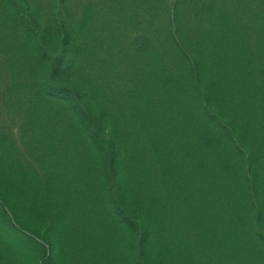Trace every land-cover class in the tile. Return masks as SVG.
<instances>
[{
    "label": "trees",
    "instance_id": "obj_1",
    "mask_svg": "<svg viewBox=\"0 0 264 264\" xmlns=\"http://www.w3.org/2000/svg\"><path fill=\"white\" fill-rule=\"evenodd\" d=\"M0 264H264V0H0Z\"/></svg>",
    "mask_w": 264,
    "mask_h": 264
},
{
    "label": "rangeland",
    "instance_id": "obj_2",
    "mask_svg": "<svg viewBox=\"0 0 264 264\" xmlns=\"http://www.w3.org/2000/svg\"><path fill=\"white\" fill-rule=\"evenodd\" d=\"M125 18H127V17L125 16ZM141 19H142V18L139 17L138 20L141 21ZM123 20H124V19H123ZM123 20H122V21H123ZM122 21H121V22H122ZM121 22H120V23H121ZM127 24H128V22H126V21L123 23V25H127ZM152 25H160V20L158 19V15H155V16L153 15ZM119 28H120L121 30L124 29L121 25L119 26ZM142 32H144V30H143ZM117 33H118V32H117ZM118 34H119V33H118ZM109 39H110V41H109V45L107 46V52L110 51V52H109V55H112V53H113V51H114L113 45H114V41H115V39H114V36H111ZM158 45H159V43H158ZM116 48H117V50H118V47H116ZM161 51H163V50H161ZM123 53H124V52H123ZM160 53H161V52H160ZM124 54H125V53H124ZM154 55H155V56H156V55H159V52L155 53ZM154 55H153V56H154ZM171 56H172V55H170V57H171ZM101 57H102V56H101ZM88 58H89V60H93L92 56H90V57H88ZM173 58H174V57H173ZM176 58L178 59V63L181 64V63H182V59L180 58V56H178V55L175 54V59H176ZM100 59H101V58H100ZM114 59H115V60H119V61H121V62H125V63H127V62H126V59H125V57L122 55V53L116 55ZM175 59H173V60H175ZM177 59H176V60H177ZM176 60H175V62H176ZM87 61H88V60L86 59V63H87ZM176 63H177V62H176ZM127 69H128V68H127ZM127 69H126V70H127ZM123 71H125V70H123ZM238 73H239V74H242L244 77H245V75H246V73H245V72L242 73L241 70L238 71Z\"/></svg>",
    "mask_w": 264,
    "mask_h": 264
}]
</instances>
